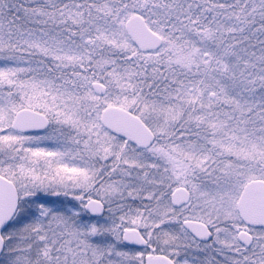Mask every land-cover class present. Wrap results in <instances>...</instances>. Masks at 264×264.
Returning <instances> with one entry per match:
<instances>
[{"label": "snow or ice", "instance_id": "1", "mask_svg": "<svg viewBox=\"0 0 264 264\" xmlns=\"http://www.w3.org/2000/svg\"><path fill=\"white\" fill-rule=\"evenodd\" d=\"M0 264H264V0H0Z\"/></svg>", "mask_w": 264, "mask_h": 264}]
</instances>
